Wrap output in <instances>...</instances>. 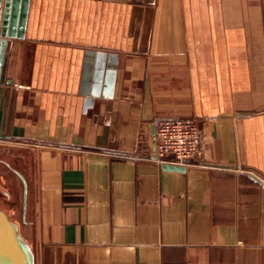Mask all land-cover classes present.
<instances>
[{"label": "crops", "instance_id": "crops-1", "mask_svg": "<svg viewBox=\"0 0 264 264\" xmlns=\"http://www.w3.org/2000/svg\"><path fill=\"white\" fill-rule=\"evenodd\" d=\"M179 117L201 147L167 170ZM0 130L36 264H264V0H29Z\"/></svg>", "mask_w": 264, "mask_h": 264}, {"label": "water", "instance_id": "water-1", "mask_svg": "<svg viewBox=\"0 0 264 264\" xmlns=\"http://www.w3.org/2000/svg\"><path fill=\"white\" fill-rule=\"evenodd\" d=\"M29 0H0V79L10 39L24 38ZM10 135L0 130V138ZM167 170L184 171L180 165L166 164ZM0 264H36L35 251L23 236L18 222L0 208Z\"/></svg>", "mask_w": 264, "mask_h": 264}, {"label": "built area", "instance_id": "built-area-1", "mask_svg": "<svg viewBox=\"0 0 264 264\" xmlns=\"http://www.w3.org/2000/svg\"><path fill=\"white\" fill-rule=\"evenodd\" d=\"M154 125L155 153L158 161L184 166L198 155L202 131L195 119L159 118Z\"/></svg>", "mask_w": 264, "mask_h": 264}, {"label": "rangeland", "instance_id": "rangeland-1", "mask_svg": "<svg viewBox=\"0 0 264 264\" xmlns=\"http://www.w3.org/2000/svg\"><path fill=\"white\" fill-rule=\"evenodd\" d=\"M15 147H11L7 144H0V206L5 209L13 220L20 221V206L18 207V213L14 214V202L21 199L22 182L18 171L23 168V152L18 151ZM4 190H10L13 193V198L9 199ZM15 194V196H14Z\"/></svg>", "mask_w": 264, "mask_h": 264}]
</instances>
